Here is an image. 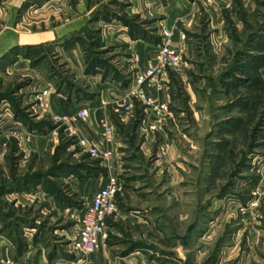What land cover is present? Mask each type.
Listing matches in <instances>:
<instances>
[{"label":"rangeland","instance_id":"374dc122","mask_svg":"<svg viewBox=\"0 0 264 264\" xmlns=\"http://www.w3.org/2000/svg\"><path fill=\"white\" fill-rule=\"evenodd\" d=\"M172 1L33 0L15 23L21 43L0 63V260L86 258L70 245L106 171L77 144V126L70 134L53 117L104 82L120 81L123 97L134 41L154 64L165 26L184 34L173 40L179 65L153 84L167 109L158 118L132 99L113 115L116 98L85 128L101 141L100 118L114 126L121 189L102 264H264V0ZM87 11L83 33L57 36Z\"/></svg>","mask_w":264,"mask_h":264},{"label":"built area","instance_id":"2783aa9c","mask_svg":"<svg viewBox=\"0 0 264 264\" xmlns=\"http://www.w3.org/2000/svg\"><path fill=\"white\" fill-rule=\"evenodd\" d=\"M180 39L184 34L179 35ZM181 56L178 49L173 45V30L163 26L161 28V40L156 45L155 63L149 64L144 72L135 75L133 84L130 85L123 94V97L115 100L110 109L113 114H121L131 109V100L144 103L159 118V113L164 112L167 107L164 103L159 104L154 98L147 95L145 85L147 81H156V73L159 69L166 67H177ZM40 107L46 110L48 103L40 99ZM88 117L87 108L78 109L72 113L55 115L53 119L63 124L70 132L75 134V125ZM101 141L109 145L114 141V127L107 117L99 120ZM77 144L88 152L91 158H98L106 171V182L99 188L91 200L85 204L83 213L79 219L72 242L71 250L75 254L87 257L90 253L98 249L100 242L106 238V223L114 218L117 210V199L121 189L119 177L114 172L113 152L110 148H100L88 143L85 139L77 137ZM0 264H45L34 260H13L3 258ZM75 264H86V258L77 261Z\"/></svg>","mask_w":264,"mask_h":264},{"label":"crops","instance_id":"0c3cea01","mask_svg":"<svg viewBox=\"0 0 264 264\" xmlns=\"http://www.w3.org/2000/svg\"><path fill=\"white\" fill-rule=\"evenodd\" d=\"M30 2H33V0H0V63L3 62L4 60H6L7 58V54H9L11 52V49L16 45L21 43L20 38L23 36H20V33L16 31V29H14V26L21 20V18L23 19L24 15L27 12V8L30 7ZM172 3L174 4V7H184V1L183 0H173ZM180 12H174L171 15H167L165 16V21L166 22H173L176 21L177 19L182 20V18L187 16V11L184 9L183 10H179ZM183 11V12H182ZM89 12L87 11L84 14H80L77 17H75L74 19L72 18L69 23H73L76 22L78 25L75 26L74 28H69L66 29L65 32L61 33V34H57L58 37H67L71 34H80L84 32V29L86 28V26L83 25V22L87 21L89 19ZM16 23V24H15ZM64 28V27H63ZM180 31V30H179ZM182 32V31H181ZM26 37H32V35H24ZM179 37V35H178ZM176 35L173 36V40L174 38H178ZM179 40V39H178ZM180 41V40H179ZM146 43L144 42H138V41H134V45L132 47V51L133 54H135L134 59L132 60H136V63H133L130 61V65L128 63H126V67L124 66V69L122 71L123 76H125V74H130L131 79L133 78L134 73H141L144 72L146 70V68L149 65L148 62V57H149V50L146 47ZM157 44H155L156 46ZM153 46V44L151 45ZM156 51V48H155ZM152 57V56H151ZM130 59V58H129ZM132 71V72H131ZM131 72V73H130ZM158 74L156 75V81L159 82V72H157ZM98 78V79H97ZM100 77L96 76L94 77L92 80H95V82L99 81ZM154 80H150L147 81V84L145 85V89L148 92V95L152 98H154L158 103H159V88L157 89V91L155 90L153 84L156 85V82ZM98 84V83H97ZM107 84V85H106ZM120 81H116L113 80L112 82H104L102 84H100V91L99 94L95 97H93L92 99L83 101L82 103H79V107H77L76 109H72V107L70 108L69 105H65L64 106H60L59 110L60 112H66V113H72L78 109L81 108H87L88 110V120H83V121H79L76 126L78 129V135L79 137L85 139L86 141H88L91 144H95V145H99L100 148H110L112 149V145L115 142H112L109 145L104 144L103 142H101L100 140L93 138V136H90L89 133L86 131V126L89 127V125L93 124L94 121V117L98 116L100 117L104 110V104L107 102H111L114 99L118 98L121 95L120 93H122L121 89L119 90V86H120ZM159 87V86H158ZM94 103L95 105H89L90 103ZM50 103L52 106V109L55 111L56 110V103H55V99L53 97H50ZM109 107V112L112 113L110 106ZM149 112L151 113V110H149ZM153 112V111H152ZM113 114V113H112ZM153 114V113H151ZM115 115V114H113ZM113 125V124H112ZM114 127V126H113ZM101 144V145H100ZM106 181V178H105ZM104 240H102L100 242V245L98 247V249H96L95 251H93L91 254L87 255L86 257V263L87 261L92 263V264H102L104 261V257H103V250L101 249V246L103 244ZM96 252V253H95ZM31 260V259H29ZM80 260V259H78Z\"/></svg>","mask_w":264,"mask_h":264}]
</instances>
